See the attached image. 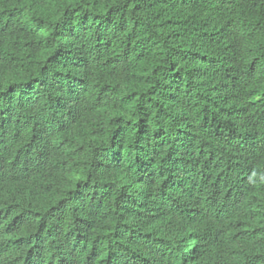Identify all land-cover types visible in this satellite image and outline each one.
Wrapping results in <instances>:
<instances>
[{
	"label": "trees",
	"instance_id": "1",
	"mask_svg": "<svg viewBox=\"0 0 264 264\" xmlns=\"http://www.w3.org/2000/svg\"><path fill=\"white\" fill-rule=\"evenodd\" d=\"M204 250L264 264V0H0V264Z\"/></svg>",
	"mask_w": 264,
	"mask_h": 264
},
{
	"label": "clouds",
	"instance_id": "2",
	"mask_svg": "<svg viewBox=\"0 0 264 264\" xmlns=\"http://www.w3.org/2000/svg\"><path fill=\"white\" fill-rule=\"evenodd\" d=\"M247 185L249 186V184ZM191 259L193 260V264H220V262H216L217 257L210 254L207 250H204L202 253Z\"/></svg>",
	"mask_w": 264,
	"mask_h": 264
}]
</instances>
